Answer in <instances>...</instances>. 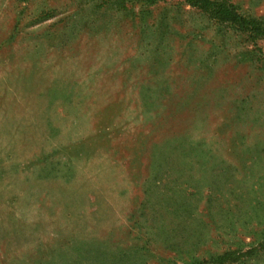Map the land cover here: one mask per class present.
Returning <instances> with one entry per match:
<instances>
[{
    "label": "rangeland",
    "instance_id": "rangeland-1",
    "mask_svg": "<svg viewBox=\"0 0 264 264\" xmlns=\"http://www.w3.org/2000/svg\"><path fill=\"white\" fill-rule=\"evenodd\" d=\"M203 263L264 264V39L185 0H0V264Z\"/></svg>",
    "mask_w": 264,
    "mask_h": 264
},
{
    "label": "trees",
    "instance_id": "trees-1",
    "mask_svg": "<svg viewBox=\"0 0 264 264\" xmlns=\"http://www.w3.org/2000/svg\"><path fill=\"white\" fill-rule=\"evenodd\" d=\"M185 2L196 6L219 23L236 26L237 30L246 33L251 40L264 39V25L253 18L243 16L231 3L222 0H185ZM216 258L221 259V256H216Z\"/></svg>",
    "mask_w": 264,
    "mask_h": 264
}]
</instances>
